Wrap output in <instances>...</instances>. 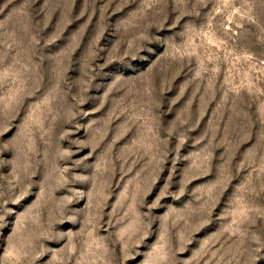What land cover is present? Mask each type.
I'll return each instance as SVG.
<instances>
[{
	"label": "rangeland",
	"instance_id": "1",
	"mask_svg": "<svg viewBox=\"0 0 264 264\" xmlns=\"http://www.w3.org/2000/svg\"><path fill=\"white\" fill-rule=\"evenodd\" d=\"M0 264H264V0H0Z\"/></svg>",
	"mask_w": 264,
	"mask_h": 264
}]
</instances>
